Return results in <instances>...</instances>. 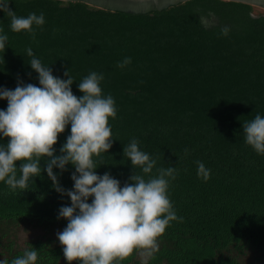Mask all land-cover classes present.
Masks as SVG:
<instances>
[{
    "label": "trees",
    "instance_id": "obj_1",
    "mask_svg": "<svg viewBox=\"0 0 264 264\" xmlns=\"http://www.w3.org/2000/svg\"><path fill=\"white\" fill-rule=\"evenodd\" d=\"M10 7L23 17L42 12L45 23L33 25V39L26 30L13 32L0 10V29L9 38L0 50V88L40 86L28 48L53 75L68 79L69 72L77 96L84 77L101 73L103 95L114 98L117 114L109 120L112 148L94 157L97 174L110 173L121 186L130 182L140 172L123 152L132 139L156 159L150 175L177 169L168 195L182 221L170 222L158 251L145 260L135 251L120 264H264V155L243 131L244 122L264 116V8L231 0H188L139 13L67 0H11ZM126 57L131 63L117 67ZM7 106L0 99V109ZM70 134L69 125L56 155ZM7 142L0 134V144ZM197 161L210 169L207 181L198 176ZM46 162L26 190L0 182V261L10 264L36 248V264H68L53 238L19 245L10 231L20 224L67 226L58 216L71 199L53 187ZM53 171L64 189H73L71 163Z\"/></svg>",
    "mask_w": 264,
    "mask_h": 264
},
{
    "label": "clouds",
    "instance_id": "obj_2",
    "mask_svg": "<svg viewBox=\"0 0 264 264\" xmlns=\"http://www.w3.org/2000/svg\"><path fill=\"white\" fill-rule=\"evenodd\" d=\"M10 3L0 0V10L10 18L11 30H26L35 39L33 25L42 26L44 14L18 16ZM222 31L227 35L229 29ZM2 33L0 29V50L6 48L9 39ZM27 55L40 86L21 82L14 90L0 88V99L8 102L6 110L0 109V134L8 139L7 144H0V182L13 191L26 190L29 180L41 175V160L47 158L46 171L53 187L71 199L70 206L59 210L58 218L68 223L57 233L68 264H120L135 251L152 255L159 250L158 239L170 222L183 219L176 215L168 195L170 179L176 178L177 169L158 168L156 175H150L157 161L140 149L137 139H132L123 152L140 172L135 171L123 186L110 173L97 174L94 157L112 148L109 120L117 114L114 98L103 95V74L93 71L84 77L78 85L83 95L77 96L69 72H65L68 79H61L53 75L51 67L42 65L32 48L27 49ZM130 63L131 57H126L117 67ZM69 125L71 134L60 148L61 154L56 155L54 146ZM243 131L246 143L264 155V116L257 114L244 122ZM69 163L75 167L71 177L74 187L66 190L53 169L63 172ZM197 165L198 176L210 179V169L201 161ZM37 259L36 248L25 249L10 264H36ZM0 264L9 261L3 259Z\"/></svg>",
    "mask_w": 264,
    "mask_h": 264
},
{
    "label": "water",
    "instance_id": "obj_3",
    "mask_svg": "<svg viewBox=\"0 0 264 264\" xmlns=\"http://www.w3.org/2000/svg\"><path fill=\"white\" fill-rule=\"evenodd\" d=\"M85 1L89 4L111 10H123L133 13L161 10L188 0H67ZM249 3L264 8V0H231Z\"/></svg>",
    "mask_w": 264,
    "mask_h": 264
},
{
    "label": "rangeland",
    "instance_id": "obj_4",
    "mask_svg": "<svg viewBox=\"0 0 264 264\" xmlns=\"http://www.w3.org/2000/svg\"><path fill=\"white\" fill-rule=\"evenodd\" d=\"M65 227H55V228H45L27 224H20L19 226H10V231L12 233L13 238L16 239L19 245H24L27 241L41 238V237H51L59 242L57 233L62 231ZM1 250V246H0ZM139 259L145 260L147 255H142L139 253Z\"/></svg>",
    "mask_w": 264,
    "mask_h": 264
},
{
    "label": "flooded vegetation",
    "instance_id": "obj_5",
    "mask_svg": "<svg viewBox=\"0 0 264 264\" xmlns=\"http://www.w3.org/2000/svg\"><path fill=\"white\" fill-rule=\"evenodd\" d=\"M206 21H208V20H206Z\"/></svg>",
    "mask_w": 264,
    "mask_h": 264
}]
</instances>
